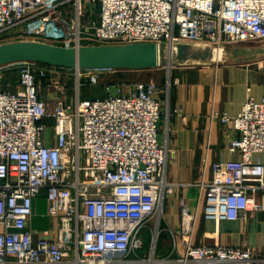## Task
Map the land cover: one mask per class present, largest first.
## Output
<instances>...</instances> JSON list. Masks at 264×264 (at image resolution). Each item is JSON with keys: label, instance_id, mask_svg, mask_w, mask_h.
I'll use <instances>...</instances> for the list:
<instances>
[{"label": "built area", "instance_id": "2783aa9c", "mask_svg": "<svg viewBox=\"0 0 264 264\" xmlns=\"http://www.w3.org/2000/svg\"><path fill=\"white\" fill-rule=\"evenodd\" d=\"M7 36L74 47L181 39L227 47L264 39V0H0V43ZM19 64L14 88H0V264L264 261V250L245 245L193 243L198 212L185 198L177 228L164 224L174 183L157 82L130 89L105 82L94 97L81 89L99 84L102 69ZM65 78L73 82L70 101ZM179 82L173 77L168 86ZM213 117L238 132L228 149L240 158L213 162L201 183L203 214L243 218L261 208L256 196L264 192V95L248 93L236 115ZM41 195L54 225L37 233L30 220ZM162 232L170 246L160 255Z\"/></svg>", "mask_w": 264, "mask_h": 264}, {"label": "crops", "instance_id": "0c3cea01", "mask_svg": "<svg viewBox=\"0 0 264 264\" xmlns=\"http://www.w3.org/2000/svg\"><path fill=\"white\" fill-rule=\"evenodd\" d=\"M263 59L185 65L173 73L180 82L173 86L170 96L169 131L166 135L160 132L162 141L168 138L167 178L174 183L172 193L166 197L164 224L177 228L180 202L185 198L191 210L198 212L193 243L245 245L255 251L264 250L263 191L256 196L260 209L246 211L243 218L214 220L203 214L205 190L201 189V183L211 178L214 161L240 158L228 149L230 139L238 136V132L232 123H223L213 117V113L236 115L248 93L261 99L264 95ZM165 70L167 73L168 68ZM13 88L14 84L9 89ZM30 225L37 233L54 225L47 214L44 195L34 201ZM158 244L160 248V241ZM162 248L167 249V246ZM255 264H264V261Z\"/></svg>", "mask_w": 264, "mask_h": 264}, {"label": "water", "instance_id": "95a60500", "mask_svg": "<svg viewBox=\"0 0 264 264\" xmlns=\"http://www.w3.org/2000/svg\"><path fill=\"white\" fill-rule=\"evenodd\" d=\"M264 58V43L256 46L217 47L212 43L177 40L138 41L126 44L62 46L17 40L0 43V66L34 61L62 68L143 69L162 63L208 65L217 62H244Z\"/></svg>", "mask_w": 264, "mask_h": 264}, {"label": "rangeland", "instance_id": "374dc122", "mask_svg": "<svg viewBox=\"0 0 264 264\" xmlns=\"http://www.w3.org/2000/svg\"><path fill=\"white\" fill-rule=\"evenodd\" d=\"M7 38L5 42L9 41H16L11 39L10 36L5 37ZM264 43V39H255L251 41H246L243 43H236L235 45H250V46H256ZM234 46V44L229 45L227 47ZM8 65V66H7ZM181 65L177 64H166L162 63L159 66L156 67H150V68H143V69H110V68H101L102 70L99 72L100 75V83L99 84H88L85 83L82 87V92H84L86 95H91L94 97L102 96L104 93L103 85L105 82H111V81H120L121 83H124V87L126 89H130L133 87L136 81H149L153 80L157 82L160 85V92L158 93V97H160L161 102V110H162V118H161V131L163 133H168V120L170 117V96L172 92L173 85L168 86V81L175 76L174 71L176 68H178ZM168 68V72L166 73L165 69ZM18 69L19 66L16 62L9 63L3 66H0V88H10L12 84H15L18 79ZM165 70V71H164ZM157 72V74L155 72ZM162 73H161V72ZM166 74H165V73ZM161 73V74H159ZM163 74V75H162ZM62 81L66 82V88L64 90L65 93H67L68 98L67 100H72L71 93H72V80L71 79H62ZM62 82V83H63ZM49 83V80H41V84L43 87L42 93L47 92V85ZM65 86V84H64ZM165 210V208H164ZM162 216V215H161ZM163 218V216H162ZM159 219V216L154 217L151 220V226L155 228L157 224V220ZM162 226H163V220H161ZM167 232H162L159 235L158 241H160V248L158 244V254L163 255L168 251L169 246V237L167 236ZM150 237L148 236L147 243L150 244ZM164 246H167V249L162 248ZM164 250V251H161Z\"/></svg>", "mask_w": 264, "mask_h": 264}]
</instances>
